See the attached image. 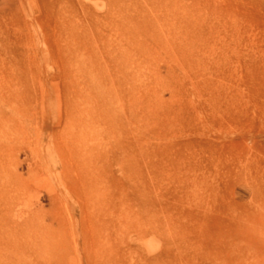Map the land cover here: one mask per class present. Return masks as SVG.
I'll use <instances>...</instances> for the list:
<instances>
[{
  "label": "rangeland",
  "instance_id": "1",
  "mask_svg": "<svg viewBox=\"0 0 264 264\" xmlns=\"http://www.w3.org/2000/svg\"><path fill=\"white\" fill-rule=\"evenodd\" d=\"M0 264H264V0H0Z\"/></svg>",
  "mask_w": 264,
  "mask_h": 264
}]
</instances>
